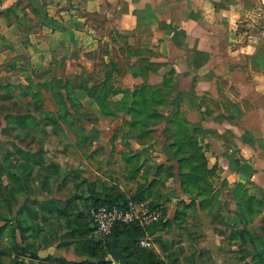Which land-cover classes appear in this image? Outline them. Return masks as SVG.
Listing matches in <instances>:
<instances>
[{
    "label": "crops",
    "instance_id": "crops-1",
    "mask_svg": "<svg viewBox=\"0 0 264 264\" xmlns=\"http://www.w3.org/2000/svg\"><path fill=\"white\" fill-rule=\"evenodd\" d=\"M29 1L0 0V95L22 107L4 101L0 123L23 128L9 115L31 110L26 85L51 74L72 81L74 87L61 90L63 110L56 100H45L42 110L53 114L52 121L35 111L25 120L26 129L35 128L37 146L23 148L20 135L11 143L29 159L40 154L52 169V220L65 218L68 235L88 240L83 260L93 261L89 250L100 236L91 218L96 197L131 202L139 221L146 220L143 226L137 221L140 240L151 244L140 247L166 264H185L205 245L202 240L219 245L218 231L234 223L228 210L246 191L253 187L264 200V90L242 83L239 90H221L218 84V76H236H230L229 63L242 58L234 39V1L33 0L45 2L43 11ZM251 45L250 59L264 63V46ZM95 76H107L116 88L107 90L103 105L87 81ZM141 86L169 91L168 101L183 92L180 104L155 109L164 117L176 112L187 129H200L196 140L207 160V183L184 182L186 168L166 148L173 133L166 119L143 134L131 128L128 110ZM47 126L51 136L44 135Z\"/></svg>",
    "mask_w": 264,
    "mask_h": 264
},
{
    "label": "rangeland",
    "instance_id": "rangeland-1",
    "mask_svg": "<svg viewBox=\"0 0 264 264\" xmlns=\"http://www.w3.org/2000/svg\"><path fill=\"white\" fill-rule=\"evenodd\" d=\"M233 1V9L238 10L233 23L234 39L239 40L240 47H237L242 53V58L238 62L229 63L230 76L234 73L236 75L234 78L218 76L219 88L239 90L242 83L243 88L248 86L249 90L252 88L256 90L255 86H261L264 90L260 73L263 70L260 66L264 63L250 59L253 42L258 41L264 46L262 45L264 44V0ZM28 4L42 11L45 6L44 1L32 0ZM240 4L243 5L244 11L243 9L240 11L241 7L236 8ZM212 37L214 38V35ZM103 51L101 48L100 53ZM57 76L51 74L46 80L38 79L32 87L26 85L24 90L28 92L25 93L37 94L35 97L31 96L33 99L31 110L22 109V115L26 111H35L39 115L43 114L48 121L54 119L52 113L43 112L42 109L46 99L52 102L58 98L54 93L52 95L53 90H59L56 87ZM87 79L94 90H104L102 78L95 76ZM72 80L79 81V74L72 76ZM185 81L187 80L182 82ZM106 84L110 89L115 88L111 82ZM6 97L7 93L0 95V104L7 102ZM22 98L27 99L25 96ZM207 102L212 100L207 97ZM7 104L10 108H22L14 102ZM25 120L27 118L22 117V121L19 122V125L23 126L20 130L16 127L6 129L0 123V264H65L66 260H83L80 253L86 251L87 243L90 246L88 240L81 234L73 238L68 235L65 218L55 217L52 220V178L50 177L52 169L44 166L40 154L35 153L29 159L21 149L20 152L16 151L18 146L16 143H11V140L20 135L21 144L18 143L23 148L37 146L38 142L32 140L34 135L31 130L35 128L30 127L32 126L30 124V129L27 130L25 126L28 123ZM2 130H6L8 136L2 135ZM50 130L51 126H47L44 135L51 136L52 134L48 133ZM252 188L246 191L242 201L239 200L238 204H234V207L228 210V214L233 216L234 223L218 231L221 241L218 240L219 245L212 248L210 239L202 240V244L205 245L198 254L186 257L185 264H264V200L262 197L263 203L259 204L261 198L256 197L259 196L258 192ZM251 196L253 199L248 201V197ZM218 217L220 216L217 213L213 214L214 220H218ZM140 238L137 242L138 246H140ZM108 250V243H105L103 250L98 249V259L101 260L102 252L107 253L110 258ZM93 260L96 262V259Z\"/></svg>",
    "mask_w": 264,
    "mask_h": 264
},
{
    "label": "trees",
    "instance_id": "trees-1",
    "mask_svg": "<svg viewBox=\"0 0 264 264\" xmlns=\"http://www.w3.org/2000/svg\"><path fill=\"white\" fill-rule=\"evenodd\" d=\"M106 82L108 81V78L106 76L105 79H103L102 84L104 90H94L92 86L90 87V90H93L94 97L99 102V104L103 105L105 103V97L107 90H110V88L107 87ZM29 87H32L31 84H29ZM78 84V86H80ZM165 85L167 86V90H171L172 86L167 84L165 82ZM57 89L59 90H53V93L58 97L56 99V102L59 104V109L63 110L65 107V98L62 96L61 90H68L69 87H74L71 80L66 79L64 82L61 78H57ZM116 89V88H115ZM134 99L133 102L128 110V113L131 115L132 119V129H136L137 131L145 132V129L148 128L150 125L155 127L157 124H159L163 119H166L168 124L172 125L173 133L171 135L170 141L167 143V150L170 151L173 156H175L179 162V166H183L186 168V172L184 173V182H192L193 180L199 181L201 180L202 183H207L208 178L206 173H208L207 170V160L204 156V151L202 149V146L198 144L196 140V135L200 133V129L197 127L193 131H191L189 128L187 129L185 127L186 125V119L183 116L176 115V112L173 113V111L170 110V114L168 113L167 117L163 116L162 113H160L158 110L155 109V107H158L162 104L168 103L171 105H178L182 101L183 92L178 91L176 95L171 98V100L168 101L167 96H171L169 91L166 93L161 92L160 88H152L151 86H141L139 89H134ZM24 92H28L26 90H23ZM150 91V93H149ZM37 93H34L31 95L36 96ZM68 98V96H67ZM33 100V99H32ZM58 109V110H59ZM175 114L174 119H170V115ZM53 115V114H52ZM10 118L15 119L16 122L22 121V117H35L31 111L24 112L23 115L19 114L18 116L9 115ZM54 117V116H53ZM61 118L63 116H60ZM169 126V125H168ZM170 129L169 127H166V131ZM202 193L204 190H201ZM250 199H253V197H248V201ZM263 203V200L260 199L258 203ZM126 203V200L118 201L115 199H104L100 197H96L94 201L92 202L91 207L96 208L97 206L101 204H105L107 206H118L122 207ZM249 207V205H248ZM241 215V214H239ZM115 235L117 238V246L124 249V252H126L130 257H134L138 260L136 264H166V262L162 259H160L153 250L146 249L138 246L137 242L138 239L143 235V229L140 227L137 221L135 222H117L114 224L110 234L106 236H101L100 239L98 237L97 242L93 240L94 245H92V248L89 250L90 257L96 259L91 260H83V261H65V264H112V261L110 259H106L107 253L102 252L101 253V260L98 259V249H102L104 247L105 243H108L109 247V239L111 236ZM97 245V246H96ZM109 253V250H108ZM103 257V258H102ZM98 259V260H97Z\"/></svg>",
    "mask_w": 264,
    "mask_h": 264
},
{
    "label": "built area",
    "instance_id": "built-area-1",
    "mask_svg": "<svg viewBox=\"0 0 264 264\" xmlns=\"http://www.w3.org/2000/svg\"><path fill=\"white\" fill-rule=\"evenodd\" d=\"M136 213L131 202L125 203L122 207L101 204L91 210V218L96 226V232L100 236H106L111 232L114 224L117 222L138 221L143 226L146 220L140 222V218ZM139 244L144 247L151 245L145 239L140 240Z\"/></svg>",
    "mask_w": 264,
    "mask_h": 264
},
{
    "label": "water",
    "instance_id": "water-1",
    "mask_svg": "<svg viewBox=\"0 0 264 264\" xmlns=\"http://www.w3.org/2000/svg\"><path fill=\"white\" fill-rule=\"evenodd\" d=\"M117 238L115 235L109 239V256L112 261L119 264H136L138 260L130 257L123 248L117 246Z\"/></svg>",
    "mask_w": 264,
    "mask_h": 264
}]
</instances>
